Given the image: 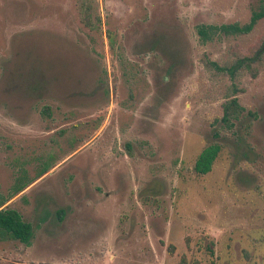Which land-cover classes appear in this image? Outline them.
I'll return each instance as SVG.
<instances>
[{
    "label": "rangeland",
    "instance_id": "rangeland-1",
    "mask_svg": "<svg viewBox=\"0 0 264 264\" xmlns=\"http://www.w3.org/2000/svg\"><path fill=\"white\" fill-rule=\"evenodd\" d=\"M84 1L91 28L80 0H0V203L46 171L3 205L34 234H0V264H264V62L235 78L206 63L252 53L264 17L195 31L261 0Z\"/></svg>",
    "mask_w": 264,
    "mask_h": 264
},
{
    "label": "trees",
    "instance_id": "trees-1",
    "mask_svg": "<svg viewBox=\"0 0 264 264\" xmlns=\"http://www.w3.org/2000/svg\"><path fill=\"white\" fill-rule=\"evenodd\" d=\"M80 14L81 21L88 27H92L90 6L84 1L80 0ZM264 17V0H261L260 6L257 10H253L249 20L245 23H226L220 25L211 24H198L195 27V31L198 39L203 42L206 41L211 34L218 33L222 36L246 34L250 32L258 20ZM100 20V19H99ZM264 62V39L260 45L250 54L238 56L230 64L218 65L216 62L207 60L206 63L218 71L226 72L230 77L235 78L237 74L246 70L251 75H255L257 66ZM223 113L218 122L220 125L231 128L235 125V121L245 111V108L238 103L237 97L233 96L223 103ZM248 116L255 117V113L250 111L246 112ZM213 139L207 145H205L198 153L193 170L197 174H205L211 170V167L221 150V143L219 141V133L213 132ZM46 172V171H45ZM45 172L38 175L34 180L41 177ZM33 180V181H34ZM18 189L9 198L3 200L0 203V234L9 236L11 239L18 240L22 244L28 246L34 234V226L30 221L25 220L20 212L16 209L4 206L13 196L23 191L29 184ZM63 209L58 210L57 217L61 220L63 215ZM183 263V262H182Z\"/></svg>",
    "mask_w": 264,
    "mask_h": 264
}]
</instances>
